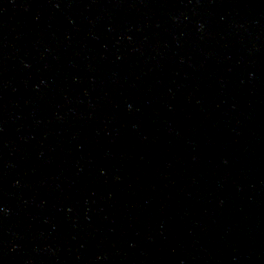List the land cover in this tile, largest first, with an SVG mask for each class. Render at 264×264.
<instances>
[{
  "label": "water",
  "instance_id": "obj_1",
  "mask_svg": "<svg viewBox=\"0 0 264 264\" xmlns=\"http://www.w3.org/2000/svg\"><path fill=\"white\" fill-rule=\"evenodd\" d=\"M0 264H264V0H0Z\"/></svg>",
  "mask_w": 264,
  "mask_h": 264
}]
</instances>
